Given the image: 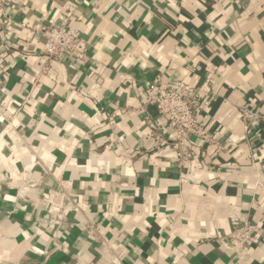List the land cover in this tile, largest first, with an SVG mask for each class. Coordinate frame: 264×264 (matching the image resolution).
I'll return each mask as SVG.
<instances>
[{
    "label": "crops",
    "instance_id": "0c3cea01",
    "mask_svg": "<svg viewBox=\"0 0 264 264\" xmlns=\"http://www.w3.org/2000/svg\"><path fill=\"white\" fill-rule=\"evenodd\" d=\"M5 2L0 264H264V0ZM60 26L79 52L48 61ZM155 77L208 93L187 159Z\"/></svg>",
    "mask_w": 264,
    "mask_h": 264
},
{
    "label": "built area",
    "instance_id": "2783aa9c",
    "mask_svg": "<svg viewBox=\"0 0 264 264\" xmlns=\"http://www.w3.org/2000/svg\"><path fill=\"white\" fill-rule=\"evenodd\" d=\"M6 19V2L0 0V23ZM43 34L46 41L42 53L46 60L58 59L63 53L74 56L78 54L81 40L73 29L63 26L51 27L44 30ZM202 93L181 81L162 82L160 77L146 82L143 87L142 97L145 104L155 107L157 113L166 119L168 128L173 133L171 146L181 159L189 157L187 151L191 137L198 136L204 141H209V136L196 119V106L201 95L208 97V93ZM244 117H253L252 121L259 123V118L250 111L247 115L244 114ZM261 184L264 186V173ZM258 232L256 226L243 222L235 226L230 239L242 250L253 242Z\"/></svg>",
    "mask_w": 264,
    "mask_h": 264
}]
</instances>
